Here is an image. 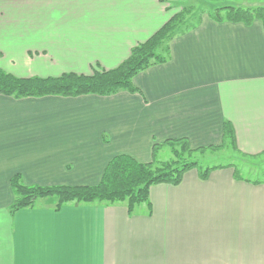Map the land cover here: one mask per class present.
<instances>
[{"label":"crops","instance_id":"obj_1","mask_svg":"<svg viewBox=\"0 0 264 264\" xmlns=\"http://www.w3.org/2000/svg\"><path fill=\"white\" fill-rule=\"evenodd\" d=\"M235 1L245 0L214 2ZM182 6L0 0V69L47 77L114 68ZM170 47L169 60L135 75V91L0 93V264H264V178L242 176L233 162L205 178L194 167L178 183L152 184L133 210L125 201L57 207L48 196L11 212L16 173L28 185H93L117 154L147 162L154 146L158 157L161 143L179 137L194 148L223 144L225 122L239 156L264 158L263 21L205 13Z\"/></svg>","mask_w":264,"mask_h":264},{"label":"trees","instance_id":"obj_2","mask_svg":"<svg viewBox=\"0 0 264 264\" xmlns=\"http://www.w3.org/2000/svg\"><path fill=\"white\" fill-rule=\"evenodd\" d=\"M235 2H222V4L215 2L213 10L207 14L217 21L251 24L255 19H260L264 24L263 5L246 6ZM189 13L188 7L176 12L151 37L135 45L129 56L114 68L101 67L92 73L64 72L58 76L47 77H18L0 69V93L23 98L46 95H110L121 90L135 91L137 90L133 81L135 75L154 64L169 60L171 40L177 34L195 27L201 21L202 14H205L202 13L198 20L191 23ZM226 142L232 145L235 143L234 130L228 122L224 125V143ZM163 144L170 145L175 158L165 161L156 159L158 145L154 146L153 157L147 162L139 161L128 154H117L107 163L100 181L93 185H28L22 175L16 173L11 177L15 194L11 212L32 206L38 199L48 196L58 197L57 207L69 201L76 203L96 200L112 203L125 201L128 208L133 210L136 205L149 200V188L152 184L178 183L184 173L194 167L205 178L212 169L226 165L203 168L197 161H191L192 154L196 151H204L208 147L193 148L187 137L170 138L161 143ZM236 175L240 176L237 168Z\"/></svg>","mask_w":264,"mask_h":264},{"label":"rangeland","instance_id":"obj_3","mask_svg":"<svg viewBox=\"0 0 264 264\" xmlns=\"http://www.w3.org/2000/svg\"><path fill=\"white\" fill-rule=\"evenodd\" d=\"M235 3H240L247 6L249 4L257 5L259 1L245 0ZM214 4L215 2H212L210 0H183V6L180 10H182L183 7H188L190 9V13L188 16L190 18L189 21L193 23L198 20V18H200V15L202 13H207L213 10ZM218 4L222 3L218 2ZM221 145L222 144L213 145L214 147L204 146L208 148L204 151H196L194 154H192L191 161H197L203 168L220 164H229L233 162L242 168V176L248 177L252 180H259L264 178L263 156H261V158L241 157L234 151V147L230 142H226L222 146ZM158 155L159 156L156 157V159L161 161L175 158L173 157V153L169 144H164L160 148Z\"/></svg>","mask_w":264,"mask_h":264}]
</instances>
